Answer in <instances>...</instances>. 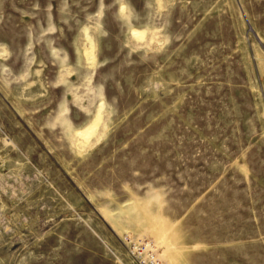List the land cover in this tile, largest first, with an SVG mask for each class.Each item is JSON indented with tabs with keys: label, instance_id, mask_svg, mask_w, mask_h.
Listing matches in <instances>:
<instances>
[{
	"label": "rangeland",
	"instance_id": "obj_1",
	"mask_svg": "<svg viewBox=\"0 0 264 264\" xmlns=\"http://www.w3.org/2000/svg\"><path fill=\"white\" fill-rule=\"evenodd\" d=\"M141 241L264 264V0H0V264Z\"/></svg>",
	"mask_w": 264,
	"mask_h": 264
},
{
	"label": "built area",
	"instance_id": "obj_2",
	"mask_svg": "<svg viewBox=\"0 0 264 264\" xmlns=\"http://www.w3.org/2000/svg\"><path fill=\"white\" fill-rule=\"evenodd\" d=\"M129 248L130 253L136 258L138 264H163L151 250L152 247L149 241L134 243L133 246Z\"/></svg>",
	"mask_w": 264,
	"mask_h": 264
},
{
	"label": "bare ground",
	"instance_id": "obj_3",
	"mask_svg": "<svg viewBox=\"0 0 264 264\" xmlns=\"http://www.w3.org/2000/svg\"><path fill=\"white\" fill-rule=\"evenodd\" d=\"M150 247V246H149ZM151 247H152V244H151ZM151 250L153 251V247L151 248ZM154 252V251H153ZM155 253V252H154ZM155 255H156V257L157 258H159L158 256H157V254L155 253ZM159 260L164 264V262L159 258Z\"/></svg>",
	"mask_w": 264,
	"mask_h": 264
}]
</instances>
